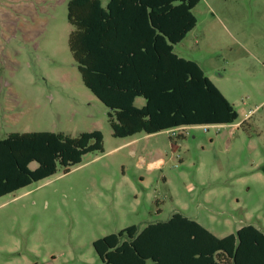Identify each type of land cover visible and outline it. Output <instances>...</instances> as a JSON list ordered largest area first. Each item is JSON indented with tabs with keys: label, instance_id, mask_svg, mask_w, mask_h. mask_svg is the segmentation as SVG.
<instances>
[{
	"label": "rangeland",
	"instance_id": "obj_1",
	"mask_svg": "<svg viewBox=\"0 0 264 264\" xmlns=\"http://www.w3.org/2000/svg\"><path fill=\"white\" fill-rule=\"evenodd\" d=\"M66 5L0 0V139L99 130L103 151L0 196V264H103L94 240L176 212L216 237L247 224L264 232V0H199L195 26L173 46L233 104L238 123L128 137L112 135L108 108L82 82Z\"/></svg>",
	"mask_w": 264,
	"mask_h": 264
},
{
	"label": "trees",
	"instance_id": "obj_2",
	"mask_svg": "<svg viewBox=\"0 0 264 264\" xmlns=\"http://www.w3.org/2000/svg\"><path fill=\"white\" fill-rule=\"evenodd\" d=\"M199 0H67L68 48L84 85L108 108L115 137L188 125L238 122V113L193 60L173 46L195 26ZM143 97L142 107H135ZM103 151L99 130L10 132L0 139V196L68 171ZM30 162L37 167L30 169ZM264 171V167H261ZM103 264H264V232L251 224L216 237L173 213L141 230L130 225L93 241Z\"/></svg>",
	"mask_w": 264,
	"mask_h": 264
},
{
	"label": "crops",
	"instance_id": "obj_3",
	"mask_svg": "<svg viewBox=\"0 0 264 264\" xmlns=\"http://www.w3.org/2000/svg\"><path fill=\"white\" fill-rule=\"evenodd\" d=\"M100 1H101L102 6L105 7L106 4H107V0H100ZM183 39H184V38H183ZM183 39H182V40H183ZM182 40H181V41H182ZM142 98H143V97H142ZM143 99H144V98H143ZM133 103H134V102H133ZM144 103H145V100H144ZM237 123H238V122H237ZM237 123H235V125H236ZM136 134H137V133H136ZM150 134H151V133H150ZM131 136H133V135H131ZM238 229H239V228H238Z\"/></svg>",
	"mask_w": 264,
	"mask_h": 264
}]
</instances>
